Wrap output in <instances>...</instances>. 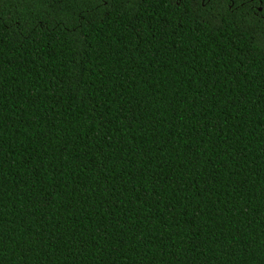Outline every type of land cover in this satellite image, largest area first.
I'll list each match as a JSON object with an SVG mask.
<instances>
[{
    "label": "trees",
    "instance_id": "1",
    "mask_svg": "<svg viewBox=\"0 0 264 264\" xmlns=\"http://www.w3.org/2000/svg\"><path fill=\"white\" fill-rule=\"evenodd\" d=\"M0 264H264V0H0Z\"/></svg>",
    "mask_w": 264,
    "mask_h": 264
}]
</instances>
